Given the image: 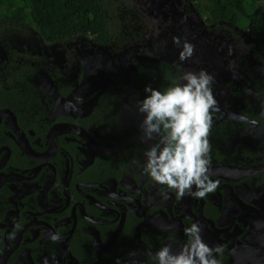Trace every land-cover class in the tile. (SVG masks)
<instances>
[{
    "label": "flooded vegetation",
    "instance_id": "flooded-vegetation-1",
    "mask_svg": "<svg viewBox=\"0 0 264 264\" xmlns=\"http://www.w3.org/2000/svg\"><path fill=\"white\" fill-rule=\"evenodd\" d=\"M193 6L181 8L196 15ZM137 12L135 38L44 40L70 42V64L12 50L0 59V264H155L150 254L166 244L178 252L193 222L222 248L219 264H264L263 43L203 7L192 57L181 61L186 39L178 47ZM201 69L214 77L209 175L218 186L164 199L165 186L142 172L158 138L143 139L137 102L146 85L163 91Z\"/></svg>",
    "mask_w": 264,
    "mask_h": 264
},
{
    "label": "clouds",
    "instance_id": "clouds-1",
    "mask_svg": "<svg viewBox=\"0 0 264 264\" xmlns=\"http://www.w3.org/2000/svg\"><path fill=\"white\" fill-rule=\"evenodd\" d=\"M173 43L181 47L178 37L173 38ZM193 48L185 40L179 59L191 58ZM213 82L214 77L203 69L184 71L163 91L146 85L143 99L137 102V111L143 116L140 122L143 139L158 138L144 152L142 172L156 184L165 186L164 199L173 191L177 198L185 195L204 198L218 186V181L209 175L208 136L213 113L217 111ZM67 106L74 108L71 102ZM249 123L255 125L256 121ZM200 231L197 223H191L184 229L188 241L178 252L173 253L166 244L151 253L150 258L155 264H219L214 253H220L222 248H210L201 239ZM58 238L56 234L51 236L54 241Z\"/></svg>",
    "mask_w": 264,
    "mask_h": 264
},
{
    "label": "trees",
    "instance_id": "trees-1",
    "mask_svg": "<svg viewBox=\"0 0 264 264\" xmlns=\"http://www.w3.org/2000/svg\"><path fill=\"white\" fill-rule=\"evenodd\" d=\"M186 2L189 5L204 2L214 23L226 20L245 24L264 45V0ZM18 25L42 27L39 33L48 43L87 35L104 44L114 41L116 36L138 37L144 29L137 10L124 0H0V30ZM15 59L13 56L3 65H14Z\"/></svg>",
    "mask_w": 264,
    "mask_h": 264
},
{
    "label": "rangeland",
    "instance_id": "rangeland-1",
    "mask_svg": "<svg viewBox=\"0 0 264 264\" xmlns=\"http://www.w3.org/2000/svg\"><path fill=\"white\" fill-rule=\"evenodd\" d=\"M124 2L143 14V18L145 19H142L143 23L144 21L146 22V18H155V20L150 19L154 25H150V27L159 29L160 33L164 30L161 37L172 40L174 37H178L180 40L181 37H184L189 43L192 42L189 39L194 37L193 35L198 31V26L200 25L199 13L205 7L204 2L196 4L195 7L193 6L197 9L195 10L196 15H192L188 9L186 11L181 8L183 5H189L186 0H124ZM190 5H194V3ZM42 30V27L37 29L36 26L30 25H18L17 27H7L1 30L0 59L7 54L8 50H12L26 53L27 55L47 54L57 66L70 64L69 58H65L63 54L64 48L69 50V47L72 46L69 45L70 42H67L65 46L63 44L48 45L39 33ZM84 38L86 40L89 39L88 37ZM126 44L130 50H133L135 47L133 41ZM214 44L216 45V43Z\"/></svg>",
    "mask_w": 264,
    "mask_h": 264
},
{
    "label": "water",
    "instance_id": "water-1",
    "mask_svg": "<svg viewBox=\"0 0 264 264\" xmlns=\"http://www.w3.org/2000/svg\"><path fill=\"white\" fill-rule=\"evenodd\" d=\"M95 53H97L95 50H93ZM128 57H130L129 58V64L131 65V68H133L134 69V74H133V77H132V81H134L135 80V74H136V67L135 66H133L132 65V63L135 61V57L134 58H132V55H130V56H128ZM132 58V59H131ZM132 62V63H131ZM90 106H92V104L90 105Z\"/></svg>",
    "mask_w": 264,
    "mask_h": 264
}]
</instances>
